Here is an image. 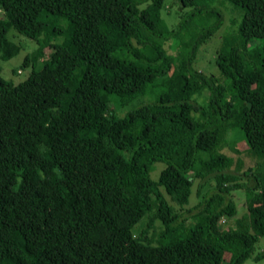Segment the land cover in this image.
I'll return each mask as SVG.
<instances>
[{
	"label": "trees",
	"instance_id": "16d2710c",
	"mask_svg": "<svg viewBox=\"0 0 264 264\" xmlns=\"http://www.w3.org/2000/svg\"><path fill=\"white\" fill-rule=\"evenodd\" d=\"M165 1L0 0L2 59L9 29L51 48L23 82L0 77V264H242L264 241V0H222L242 15L215 52L227 82L193 67L221 25L215 0H176L184 20L209 17L175 56ZM234 129L257 159L250 185L221 152ZM237 190L246 213L221 227Z\"/></svg>",
	"mask_w": 264,
	"mask_h": 264
},
{
	"label": "rangeland",
	"instance_id": "374dc122",
	"mask_svg": "<svg viewBox=\"0 0 264 264\" xmlns=\"http://www.w3.org/2000/svg\"><path fill=\"white\" fill-rule=\"evenodd\" d=\"M209 8H215L221 14V25L219 29L213 34L212 38L209 39L205 44L199 47L198 52L195 57V62L193 63V67L202 72L204 75L207 76H215L216 78L220 76L219 82L224 80L227 82L226 79L221 76L214 64V57L215 52L218 48V44L220 40L223 38L224 35L227 33L232 32L241 20V13L238 12L237 9H234L231 4L226 1L222 0H215L212 4H210ZM190 13V10L181 9L179 4L176 0H166L165 7L161 12V17L165 22L166 26L169 30L176 32L180 37L176 39H172L171 41H167L164 43L163 47L165 48L168 54H173L174 56L180 52L182 47L180 46L182 42H190L191 39L199 30L202 28L203 19L205 17H209V15L205 12L202 13L201 19H196L195 17L186 19V16ZM4 15L2 11H0V20L3 19ZM182 24L180 28L178 26ZM48 33L47 30H45ZM6 40L10 43L9 51L11 56L7 59H2L0 56V77L13 85H17L24 80H26L32 70H38L42 65V62L48 59L49 54L51 53V48L46 47L43 50H39V46L36 44L35 41L28 39L24 36L17 34L13 29H9L6 33ZM49 42L51 45L59 44L62 41V38L55 36L50 39ZM184 49V48H183ZM252 55V51L250 52ZM1 55V53H0ZM253 56V55H252ZM25 58H28V65H23ZM264 77V75H262ZM262 82V80H261ZM259 84V90L261 94V98L264 99V79L263 83ZM159 89V88H158ZM154 90L148 91V98L149 100L153 99L154 94L152 93ZM152 93V94H151ZM207 93L203 92L200 96H195L197 101H201V99L206 98ZM113 103V102H112ZM113 106V104H111ZM127 112V108L122 110H117V115L122 117ZM229 144L224 146L221 150L223 154L230 157L232 159V166L230 168L231 171H235L237 166H240V172L235 175L240 177L239 183L250 185L251 183L247 181L246 178L242 177V172L248 169L249 167H253L254 164L257 162V159L247 152V148L244 147L245 143L242 139V135L238 133L236 129L229 132ZM258 162H260L258 160ZM164 168L161 163L154 164V170L150 173V178L152 180H156L159 172ZM200 179H195L193 182V191L192 195L189 198V203L187 206L183 207L181 214L185 217L191 216L194 212L187 213L186 210L193 209L194 206L198 202L197 193V185ZM233 200L236 204V216L231 219L230 221H221L220 226L227 227L233 226L234 220L236 218L242 217L246 213V206H245V195L243 191H234L232 192ZM146 216V215H145ZM143 218L133 227L132 232H140L141 230L147 227V220L146 217ZM46 220H42L41 227H44L46 224ZM160 223L154 222V227L159 228ZM156 233V231H155ZM151 237V234L148 236ZM153 238V237H152ZM150 238V241H153ZM155 242V240H154ZM156 243V242H155ZM259 253H264V241L260 240L257 245L255 246V252L250 259H247L242 264H264V258L256 261L254 257ZM227 257H225V261L222 264H227Z\"/></svg>",
	"mask_w": 264,
	"mask_h": 264
}]
</instances>
